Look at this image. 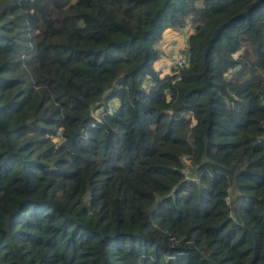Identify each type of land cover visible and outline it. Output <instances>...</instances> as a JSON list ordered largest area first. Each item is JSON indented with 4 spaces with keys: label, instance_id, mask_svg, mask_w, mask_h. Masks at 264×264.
<instances>
[{
    "label": "trees",
    "instance_id": "obj_1",
    "mask_svg": "<svg viewBox=\"0 0 264 264\" xmlns=\"http://www.w3.org/2000/svg\"><path fill=\"white\" fill-rule=\"evenodd\" d=\"M0 264H264V0H0Z\"/></svg>",
    "mask_w": 264,
    "mask_h": 264
},
{
    "label": "rangeland",
    "instance_id": "obj_2",
    "mask_svg": "<svg viewBox=\"0 0 264 264\" xmlns=\"http://www.w3.org/2000/svg\"><path fill=\"white\" fill-rule=\"evenodd\" d=\"M191 30L192 27L187 24L177 30H165L162 33L158 43L156 44V47L160 52V57L153 64L155 71L158 73H166L168 72V68L171 69L172 66L175 65V52L179 50L183 53L185 49V47L182 46L183 40ZM183 174L185 176H187V174L189 175V169L187 166Z\"/></svg>",
    "mask_w": 264,
    "mask_h": 264
},
{
    "label": "built area",
    "instance_id": "obj_3",
    "mask_svg": "<svg viewBox=\"0 0 264 264\" xmlns=\"http://www.w3.org/2000/svg\"><path fill=\"white\" fill-rule=\"evenodd\" d=\"M182 46L183 47L186 46V36H185V39L183 40ZM174 62H175V65L172 66V68H175V69H178V67H181L182 65H184L185 64V55H184V52L181 53L179 50H177L175 52ZM168 70H169V68H168Z\"/></svg>",
    "mask_w": 264,
    "mask_h": 264
}]
</instances>
